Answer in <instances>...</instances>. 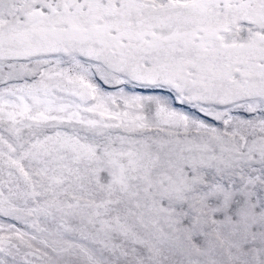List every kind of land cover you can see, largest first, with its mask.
Here are the masks:
<instances>
[{
  "label": "snow or ice",
  "instance_id": "6c2138e0",
  "mask_svg": "<svg viewBox=\"0 0 264 264\" xmlns=\"http://www.w3.org/2000/svg\"><path fill=\"white\" fill-rule=\"evenodd\" d=\"M0 264H264V0H0Z\"/></svg>",
  "mask_w": 264,
  "mask_h": 264
}]
</instances>
